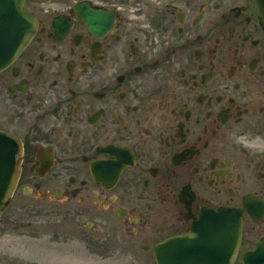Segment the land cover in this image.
<instances>
[{"label": "flooded vegetation", "instance_id": "1", "mask_svg": "<svg viewBox=\"0 0 264 264\" xmlns=\"http://www.w3.org/2000/svg\"><path fill=\"white\" fill-rule=\"evenodd\" d=\"M26 11L36 31L0 69V131L21 146L0 264H57L44 251L158 264L159 243L221 207L243 217L231 264H264L256 0H26Z\"/></svg>", "mask_w": 264, "mask_h": 264}, {"label": "water", "instance_id": "2", "mask_svg": "<svg viewBox=\"0 0 264 264\" xmlns=\"http://www.w3.org/2000/svg\"><path fill=\"white\" fill-rule=\"evenodd\" d=\"M256 3L264 28V0ZM35 31L36 21L26 11V0H0V69L14 60ZM20 163V144L0 131V215L16 186ZM242 227V213L236 208L205 211L192 233L170 237L156 246L157 263L223 264L227 255L231 264L241 244Z\"/></svg>", "mask_w": 264, "mask_h": 264}, {"label": "rangeland", "instance_id": "3", "mask_svg": "<svg viewBox=\"0 0 264 264\" xmlns=\"http://www.w3.org/2000/svg\"><path fill=\"white\" fill-rule=\"evenodd\" d=\"M67 253V252H66ZM57 253L53 254L52 251H44L42 255L38 257V260H41L43 263L46 262H52L57 264H70L71 263V255L69 253ZM35 259V256H34Z\"/></svg>", "mask_w": 264, "mask_h": 264}]
</instances>
